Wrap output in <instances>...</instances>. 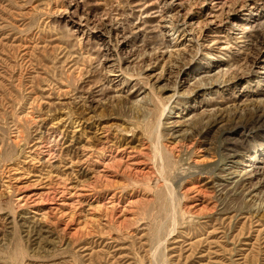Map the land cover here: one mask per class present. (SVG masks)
Masks as SVG:
<instances>
[{"label":"rangeland","instance_id":"rangeland-1","mask_svg":"<svg viewBox=\"0 0 264 264\" xmlns=\"http://www.w3.org/2000/svg\"><path fill=\"white\" fill-rule=\"evenodd\" d=\"M0 264H264V0H0Z\"/></svg>","mask_w":264,"mask_h":264},{"label":"bare ground","instance_id":"bare-ground-1","mask_svg":"<svg viewBox=\"0 0 264 264\" xmlns=\"http://www.w3.org/2000/svg\"><path fill=\"white\" fill-rule=\"evenodd\" d=\"M254 161H255V156L250 155V156H248L247 161L245 162L244 166H246V164L252 165L254 163ZM222 175H224V174H222ZM226 175H227V180H229L227 184H229L230 186L233 185V183L235 182V179H238V177H242L244 179L248 178L247 177L248 176V172L243 170V168H240V169H237V170L234 169V170L228 171Z\"/></svg>","mask_w":264,"mask_h":264}]
</instances>
